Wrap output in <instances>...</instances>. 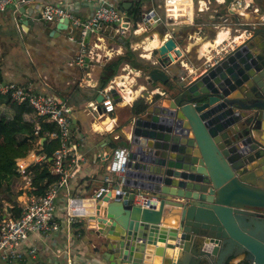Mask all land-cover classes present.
<instances>
[{
	"label": "water",
	"instance_id": "obj_1",
	"mask_svg": "<svg viewBox=\"0 0 264 264\" xmlns=\"http://www.w3.org/2000/svg\"><path fill=\"white\" fill-rule=\"evenodd\" d=\"M146 1L141 23L160 42L149 66L137 58L127 65L144 70L156 90L128 117V136L111 137L101 163L121 159L120 168L87 186L76 219L80 238L103 264H264V20L237 24V14L225 12L232 0L206 6L249 34L189 79L191 71L177 77L170 70L181 50L167 30L181 33L192 23L165 16L159 0ZM34 11L35 4L21 2L15 14L27 25ZM67 23L59 18L53 30ZM108 92L121 100L114 87ZM149 222L161 224L148 233Z\"/></svg>",
	"mask_w": 264,
	"mask_h": 264
},
{
	"label": "crops",
	"instance_id": "obj_2",
	"mask_svg": "<svg viewBox=\"0 0 264 264\" xmlns=\"http://www.w3.org/2000/svg\"><path fill=\"white\" fill-rule=\"evenodd\" d=\"M46 1L51 0H14V2H18L17 6L21 2L28 5L35 4L31 22L27 25L19 22L16 15L15 18L13 17V6L0 11V79L21 83L29 82L35 90L52 92L69 103L71 106L70 119H73L72 134L74 138L79 139L77 147L84 154V162L76 177L69 183L68 188L60 189L55 197L54 214L59 223L58 230L50 231L46 235L32 233L29 235L28 241L37 245L39 249L37 256L44 264H103L97 250L93 251L89 244L80 238L81 231L77 228V217L69 219L66 216L64 207L66 198L75 197L80 201L86 199L87 186L94 187L96 182L103 181L105 175L108 176L109 180L117 172L108 171L105 165L111 161V158L108 157L106 162L102 164V155L99 154L110 152L111 137L121 133L128 136L127 119L133 112L130 110L131 101L141 96L143 101L147 103L148 97L156 88L151 86L152 82L144 76L143 71L123 63V66L121 65L119 68L123 69L124 73L112 76L115 81L122 80L121 82L124 84L123 97L119 102L114 103L112 111L98 115L100 105L95 100V95L100 93L97 80L101 62L87 61L85 65L82 64L81 66L70 63V58L77 46L74 41L66 37L68 28L54 31L53 28L57 20L44 21L37 17V8ZM119 1L116 0L117 5H119ZM226 1L210 0L206 2V6L217 4L224 6ZM148 4L149 1L144 0L140 8L143 9ZM90 9L89 6L81 5L76 14L84 17ZM217 9L203 6L202 9H197L196 3L192 2L191 6L188 5L186 8L187 16H184L185 18L180 16V18L173 20L192 21L188 20L191 17L200 22V26L205 24L206 27L211 25L215 28L210 39L196 37V42L200 40L198 47L205 41L211 42L202 51L198 50L197 54L190 52L192 42L180 43V40L174 39L181 50V55L172 63L170 70L175 72L177 77L179 74L185 73L186 70L191 72L199 70L201 72L206 63H210L211 60L220 56L222 51L234 46L249 34L238 27L234 29V26L228 27V30L224 27H218L216 22L219 21L220 17L227 16L216 14ZM225 12H228V8ZM195 14L199 15L195 17ZM235 14H237V24L260 17L257 12L249 10ZM203 16H207V18H203ZM137 26L135 29L131 28L134 29L131 34L143 33V26L140 23ZM139 26L142 28L140 29ZM145 31L148 37H143L144 34H142L139 40L134 41L137 46L142 48V52L137 56L144 61L152 59L150 50L160 42L155 31L151 32V29ZM71 33L75 34L76 29L71 28ZM165 33L162 34L161 38L166 36ZM220 33H224V37L219 43L213 44V38ZM126 35L119 36L110 29H106L103 40L117 49L115 55L124 49V43L119 42L117 38L121 37L128 41L129 38ZM153 40H156L155 45L151 44ZM196 74V71L192 72L189 79H192ZM91 103L96 104L95 110H90L89 105ZM31 139L34 141V145L40 144L42 141L41 136L35 134L32 135ZM23 158H28V156ZM133 200L136 203V199L133 198ZM3 204L6 205V203ZM7 213L5 211L2 216L7 215ZM160 224V222H149L146 231L151 233V229ZM73 227L77 228L78 233L75 234L72 231ZM177 248L176 245L173 246V254H176Z\"/></svg>",
	"mask_w": 264,
	"mask_h": 264
},
{
	"label": "built area",
	"instance_id": "obj_3",
	"mask_svg": "<svg viewBox=\"0 0 264 264\" xmlns=\"http://www.w3.org/2000/svg\"><path fill=\"white\" fill-rule=\"evenodd\" d=\"M208 1L210 0H159L158 5H162L165 16L176 20L180 16H187L186 8L188 5L191 6L192 2L196 3L197 9H202V6L206 7ZM261 1L232 0L227 7L228 12L235 14L249 10L257 12L260 19L264 20ZM17 4L18 2H14V0H0V11L13 6L12 13L15 18ZM81 5L91 8L84 17L76 14ZM37 12L44 21H54L61 17L67 18L68 34L66 37L74 41L77 46L70 58V63L77 66H81L87 61L102 62L114 55L117 49L103 40L106 29H110L116 35L125 36L131 27L130 19H128L125 10L117 5L116 0H51L42 3L37 8ZM188 20H192V18L190 17ZM139 23L142 25L141 20L136 22V24ZM216 23L218 27H224L226 30L231 27L224 25V23H229L228 16L220 17ZM71 28L76 29L75 34L71 33ZM233 28L236 29V27ZM87 31L89 35L85 37ZM189 72L186 70L184 74ZM180 77L182 78L183 75ZM121 81L110 78L106 85L99 90L102 99L98 102L100 105L98 115L113 110L114 102L108 92L110 87H114L118 95L123 97L124 84ZM0 93L7 94L13 103L27 104L34 110L36 116H43L45 120L54 125V128L47 134L55 138L57 144L48 154L37 151V143L34 145L33 142L32 148L24 156L15 158L14 164L17 171L22 173L28 164L41 163L47 158L49 161L48 170L55 175V178L46 183L40 193L27 194L26 190L30 188L29 179L24 175L23 189L15 197L16 205L20 207L18 215L14 217L7 213L0 218V264H44L37 256L39 250L37 245L29 242L28 237L32 233L46 235L50 231L58 230L59 223L54 214L55 197L60 189H67L69 183L76 177L84 162V154L77 147L79 139L74 138L72 134L71 106L64 99L52 92L37 91L29 82L21 83L1 79ZM89 107L90 110H95L96 104L91 103ZM26 155L28 158H23ZM99 155L103 156L101 153ZM113 161L106 163L105 167L108 171L116 172L120 168L121 159L117 162ZM103 181H108V176L105 175ZM136 203L146 206L147 200L136 199ZM80 204L81 201L78 198H66L64 207L69 219L79 216Z\"/></svg>",
	"mask_w": 264,
	"mask_h": 264
},
{
	"label": "trees",
	"instance_id": "obj_4",
	"mask_svg": "<svg viewBox=\"0 0 264 264\" xmlns=\"http://www.w3.org/2000/svg\"><path fill=\"white\" fill-rule=\"evenodd\" d=\"M121 1H131L125 12L131 21V28H135L136 22L140 20V6L144 0H120L119 6ZM123 47L121 53L112 55L101 62L97 80L99 89L105 86L113 75L118 73L119 67L123 63H127V59L137 58V63L149 66L146 61L135 54L133 49L128 47L127 40ZM116 59L125 60L119 63H108L105 66L107 61ZM141 71L144 72V70ZM145 105L143 98L138 96L131 101L130 110L140 112ZM53 128L52 122L45 120L43 116H36L34 110L27 104L13 103L7 94L0 93V218L5 211L14 217L18 215L20 207L16 205L15 197L22 191L19 186L22 184L24 175L29 179L30 188L26 190L27 194L40 193L45 184L55 178V175L48 170L49 161L47 158L41 163L28 164L22 173L17 171L14 164L15 158L24 156L32 148L33 141L31 138L35 133V135L43 136L41 143L37 144V151L48 154L57 144L56 139L47 134ZM110 145L112 143H109ZM3 203L6 205L4 206ZM72 231L75 234L78 233L77 228L73 227Z\"/></svg>",
	"mask_w": 264,
	"mask_h": 264
},
{
	"label": "rangeland",
	"instance_id": "obj_5",
	"mask_svg": "<svg viewBox=\"0 0 264 264\" xmlns=\"http://www.w3.org/2000/svg\"><path fill=\"white\" fill-rule=\"evenodd\" d=\"M199 14H195L194 16L197 17ZM203 15V14H202ZM203 18H207V16H203ZM175 22H191L192 23V26L190 27L189 30H182L181 33H177V32H171V31H168L167 30V33H169L170 35H172L174 37V39L176 40H180V43H187V42H192V46L190 47V52L193 54H197L198 53V40L197 42L195 41L196 37L198 36L199 39H210L213 35L212 33L214 32L215 28L211 25L209 26H200L198 21H195L192 19V21H183V20H180V21H175ZM138 24H136V27ZM134 28V29H135ZM139 28L141 29L142 27L139 26ZM134 29H131V27H129V33L126 35L128 36L129 40H128V47L133 49L135 51V54L138 55L139 53L142 52V48L140 46H137V44L134 43V41L136 40H139L140 37H142L141 35H143V37H148V34H146V31L144 30L143 33L141 34H131V32L134 30ZM148 32V31H147ZM214 34V33H213ZM143 40H146V38H143ZM197 51V52H196ZM123 66V65H122ZM124 73V70L119 68L118 70V73ZM117 73V74H118ZM119 79V78H117ZM34 142V141H33ZM22 184H20V188H22V185L25 184V181L23 179V181L21 182Z\"/></svg>",
	"mask_w": 264,
	"mask_h": 264
},
{
	"label": "bare ground",
	"instance_id": "obj_6",
	"mask_svg": "<svg viewBox=\"0 0 264 264\" xmlns=\"http://www.w3.org/2000/svg\"><path fill=\"white\" fill-rule=\"evenodd\" d=\"M155 37V36H154ZM224 37V33H220V34H217V36H215V38H213L214 40V43L213 44H216V43H219V41ZM159 38V37H158ZM160 39V38H159ZM155 41L156 40H153L151 41V44L152 45H155ZM208 43H211V42H208V41H205L203 42L199 47H198V50L202 51L204 48H206L207 44Z\"/></svg>",
	"mask_w": 264,
	"mask_h": 264
},
{
	"label": "flooded vegetation",
	"instance_id": "obj_7",
	"mask_svg": "<svg viewBox=\"0 0 264 264\" xmlns=\"http://www.w3.org/2000/svg\"><path fill=\"white\" fill-rule=\"evenodd\" d=\"M247 22V21H246Z\"/></svg>",
	"mask_w": 264,
	"mask_h": 264
}]
</instances>
